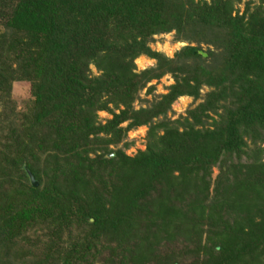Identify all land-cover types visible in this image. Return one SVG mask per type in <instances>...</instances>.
I'll return each mask as SVG.
<instances>
[{"label": "trees", "instance_id": "trees-1", "mask_svg": "<svg viewBox=\"0 0 264 264\" xmlns=\"http://www.w3.org/2000/svg\"><path fill=\"white\" fill-rule=\"evenodd\" d=\"M241 1L0 0V264H19L15 241L36 221L81 232V254L45 248L50 264L99 245L122 264H159L162 245L161 264H264V0L238 13ZM169 33L184 44L171 58L150 50ZM140 56L154 65L135 72ZM142 90L151 100L134 109ZM179 98L198 103L170 120ZM139 127L142 152L108 149Z\"/></svg>", "mask_w": 264, "mask_h": 264}, {"label": "rangeland", "instance_id": "rangeland-1", "mask_svg": "<svg viewBox=\"0 0 264 264\" xmlns=\"http://www.w3.org/2000/svg\"><path fill=\"white\" fill-rule=\"evenodd\" d=\"M247 0H242L239 4L235 5V8L238 10V13L242 12L243 4ZM253 3L256 4V0H251ZM1 31V29H0ZM172 33L166 34V35H160V36H154L153 37V43L149 44L150 50L154 52L161 53L167 58H171L173 53L179 50L181 47L184 46L182 43H173L172 41ZM135 67V72L142 71L146 68L152 67L154 65V61L147 59L146 57L140 56L133 62ZM90 73L92 75H95V70L92 67H89ZM171 80L168 76H164L161 79H159L157 82L152 81L146 87L153 86V95L158 96L161 94H165V89L171 84ZM205 92V89L201 91V95H203ZM145 90H142L138 93L137 100L133 103V108L137 109L138 107L145 106V101L151 100V95H145ZM10 101L15 106L16 111L22 109V105L29 100V93H28V86L26 83H13L10 87V93H9ZM198 102L191 103L190 98H179L171 105V111L167 114V117L170 120H175L180 116H183L185 111L187 109L192 108L195 106ZM117 113V111H115ZM110 119V115L106 112H97L95 114V123L96 124H103L106 120ZM125 124H122L121 127H124ZM146 127H139L135 130L129 131L125 138L119 143L117 146H110L108 147L109 150H116L120 149L122 150L123 154L127 157H133L137 152H142L145 148L146 143ZM248 149H251V144L246 141ZM88 158H93V154L88 153ZM113 157V154L109 155ZM264 158V155L261 156ZM245 157H242L240 159V163L244 160ZM236 161V160H234ZM217 176V169L212 168L210 173V180H209V192L212 189V183L215 177ZM80 230L83 229V225L79 224ZM55 231L54 233L52 231ZM58 232V233H57ZM81 233V232H80ZM79 229L73 225H66L63 229H59L57 227L49 226L47 223L43 222H35V224L29 226L23 232L21 233L20 237L17 238L15 242H18V246H16L17 251L14 253H17V258L15 262H19V264H50V262L44 261L41 254L42 251L46 248L52 249L51 252H55L56 247L59 246L62 248V251L65 250L67 252L70 251L71 256L74 255V258L79 256L82 252L83 245L80 241L79 237ZM200 245L204 246H210L209 238H206V234L203 233L200 236ZM226 239V240H225ZM223 240L227 241L228 238H224ZM54 242V245L49 247V243ZM101 244V243H100ZM181 244L176 245V250H179V248H182L180 246ZM188 244H185V246ZM155 252H157L158 255V263L161 264L164 260V258H170L167 257L168 247L165 248L164 245L162 246H154ZM99 250V253L95 255V257L92 259L88 255L84 258L85 260L83 262H80V264H109L107 260L113 261L114 264H122V262H119L118 258H116V255L111 256L108 249L101 252L100 245L96 248ZM175 249V248H174ZM158 250V251H157ZM49 252V251H48ZM101 252V253H100ZM109 255L107 256V254ZM54 254V253H53ZM150 253H143L145 256L144 262H141L142 264H155L156 262L154 259H151L149 256ZM84 257V256H83ZM54 258V263L57 264L60 261V257L57 255ZM181 260L183 264H188L191 262L194 257H187V256H181ZM198 259H202V256L196 257ZM157 259V258H156ZM11 260V257L9 258ZM70 264H72L70 262ZM126 264H131L130 261Z\"/></svg>", "mask_w": 264, "mask_h": 264}, {"label": "water", "instance_id": "water-1", "mask_svg": "<svg viewBox=\"0 0 264 264\" xmlns=\"http://www.w3.org/2000/svg\"><path fill=\"white\" fill-rule=\"evenodd\" d=\"M202 57H204V54L202 53H199ZM112 157V156H110ZM27 177H28V180H29V183L32 187H35L36 186V183L32 180V177L30 175L27 174Z\"/></svg>", "mask_w": 264, "mask_h": 264}]
</instances>
